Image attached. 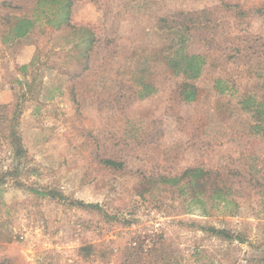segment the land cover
Wrapping results in <instances>:
<instances>
[{
	"label": "rangeland",
	"instance_id": "rangeland-1",
	"mask_svg": "<svg viewBox=\"0 0 264 264\" xmlns=\"http://www.w3.org/2000/svg\"><path fill=\"white\" fill-rule=\"evenodd\" d=\"M61 14L0 0V264H124L136 249L133 264H264V0H73ZM186 55L205 58L198 79L167 63ZM196 168L232 185L231 214L168 181Z\"/></svg>",
	"mask_w": 264,
	"mask_h": 264
},
{
	"label": "trees",
	"instance_id": "trees-1",
	"mask_svg": "<svg viewBox=\"0 0 264 264\" xmlns=\"http://www.w3.org/2000/svg\"><path fill=\"white\" fill-rule=\"evenodd\" d=\"M38 1H40V3L43 2L52 3L53 5L57 6L59 8V11L62 12L60 21L66 22L69 20L71 13V6L73 5V0H38ZM34 25L35 22L29 19H24L22 20V22H19L18 37L20 38L25 37L28 34V32H30L31 28ZM167 63L168 65H170L173 71L177 72V69L178 71L180 70L181 75L184 78H186V80H195L198 79L203 73L205 58L200 55H190V56L186 55L185 57L184 56L179 57L178 60L167 59ZM181 63H183V66H180ZM214 88L221 94L231 93L233 89L229 85L228 81L222 79L215 80ZM29 89H31V86H29ZM180 89H181L180 95L184 101L191 102L196 99L198 91L196 88H194V86L188 83H184ZM249 100L250 98H248V101ZM244 103H247V101H244ZM251 106L257 107L258 104L253 102ZM260 106L261 104L259 105V108ZM259 108L257 111H259ZM6 139L10 141V145L13 148L14 153H17L20 156L25 153L21 145L18 143L20 142V136L15 130L14 126H11L10 134ZM105 162L107 165L119 166L116 162L111 160H106ZM168 181L172 185H175L177 182L184 183V187L180 188L182 194L184 195V199H185L184 202H187L188 200L191 199L192 201L197 202L198 204H202L201 199L202 197H204L212 201L211 207H215V203L218 204L217 208L220 209L221 214L223 215H229L235 209L234 207H231L230 209L228 208V205L230 203L231 204L234 203L235 207H237V204L233 200L227 201L226 199V197L230 196L229 194L233 190L232 185L230 187L229 186L226 187L222 185V182L218 183L219 180L215 177V175H213V173L210 170H204L200 168L189 169L186 170L180 177L170 179ZM37 194L43 195L46 194V192H37ZM49 194L50 196L54 195L53 192H50ZM78 206L83 208L95 207V206H85L84 203H78ZM205 215L209 216L210 214L209 212H205ZM200 229L202 231H207L215 235H218L222 237V239H230L228 232H226L225 230H217L215 227L200 228ZM138 251L139 250L136 249L134 250V252L130 253L126 258L124 264H133L134 261H138V259H135L133 261L134 253Z\"/></svg>",
	"mask_w": 264,
	"mask_h": 264
}]
</instances>
